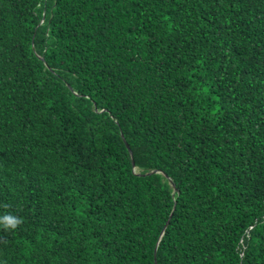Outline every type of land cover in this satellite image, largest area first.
Returning a JSON list of instances; mask_svg holds the SVG:
<instances>
[{"label":"trees","instance_id":"16d2710c","mask_svg":"<svg viewBox=\"0 0 264 264\" xmlns=\"http://www.w3.org/2000/svg\"><path fill=\"white\" fill-rule=\"evenodd\" d=\"M4 215L0 264H264V0H0Z\"/></svg>","mask_w":264,"mask_h":264},{"label":"clouds","instance_id":"9594fccd","mask_svg":"<svg viewBox=\"0 0 264 264\" xmlns=\"http://www.w3.org/2000/svg\"><path fill=\"white\" fill-rule=\"evenodd\" d=\"M0 221L3 222V226L6 228L7 227L15 228L17 224L19 223L18 219L10 215H4L0 217Z\"/></svg>","mask_w":264,"mask_h":264},{"label":"water","instance_id":"95a60500","mask_svg":"<svg viewBox=\"0 0 264 264\" xmlns=\"http://www.w3.org/2000/svg\"><path fill=\"white\" fill-rule=\"evenodd\" d=\"M124 141H125V139H124ZM125 143H126V141H125ZM127 144V143H126ZM127 147H128V149L130 150V148H129V146L127 145ZM130 154L132 155V152L130 151ZM133 165H135V162L133 161ZM156 171H153L152 173H155ZM173 186L175 187V185L173 184ZM169 223V222H168ZM168 223L165 225V227H164V231H165V229L167 228V226H168ZM155 261H156V251H155Z\"/></svg>","mask_w":264,"mask_h":264}]
</instances>
